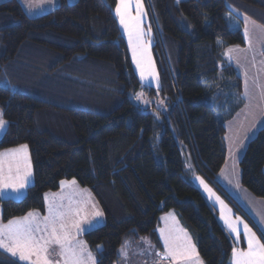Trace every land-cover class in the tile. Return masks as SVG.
Listing matches in <instances>:
<instances>
[{
  "label": "trees",
  "instance_id": "1",
  "mask_svg": "<svg viewBox=\"0 0 264 264\" xmlns=\"http://www.w3.org/2000/svg\"><path fill=\"white\" fill-rule=\"evenodd\" d=\"M118 0H60L38 16L0 1V153L27 145L33 182L21 199L0 197L2 220L45 213V196L75 180L104 222L83 234L96 264H119L124 242L157 248L159 218L177 213L205 264H230L233 241L193 181L219 184L226 123L244 104L226 59L244 46V17L264 27V0H150L160 30L152 48L160 86L143 84L116 17ZM142 93L145 103L136 99ZM241 183L264 198V126L239 162ZM138 246V245H137ZM137 246L130 248L133 253ZM0 264H24L0 251Z\"/></svg>",
  "mask_w": 264,
  "mask_h": 264
},
{
  "label": "crops",
  "instance_id": "2",
  "mask_svg": "<svg viewBox=\"0 0 264 264\" xmlns=\"http://www.w3.org/2000/svg\"><path fill=\"white\" fill-rule=\"evenodd\" d=\"M0 1H3V0H0ZM20 1L23 4L24 9L26 10L28 14L30 13L29 11H40V12L50 11L52 10L51 4L57 2V0H20ZM70 1L72 2L74 0H70ZM28 4L32 5L30 9L28 7ZM140 5L142 6V13H143L142 15H144V6L141 0H140ZM133 6L137 7L135 0H133V4L130 8L132 15L135 16L136 9L132 10ZM116 17L118 20L120 30L126 40L132 66L139 80L143 84L144 82H146V83H149V84L145 83L146 85H150L155 88L159 87L160 86L159 69H158V65H157L154 51L152 48L154 43L152 42L150 49L153 53V59H154V62L157 68L159 79H153L151 80V82H148L146 80H142L140 77V70L137 68L136 63L133 61V53H132V49L129 47L128 35L124 31V27L120 24V21L117 15ZM246 18H247V26L251 27V29L254 30L256 33L258 32L264 39V27H262L260 24H258L251 18L249 17H246ZM244 21H245V18H244ZM259 40L260 38H256L255 43L259 44ZM248 47H249V44H248V41L246 40H245L244 46H230L229 47V48H234V49L238 48L242 50V51H234L235 54H237V58H239L240 63L236 61L231 64L235 67L237 73L240 75L243 81L244 104L240 108V110L236 113V115L233 116L226 123L227 131L225 134V141H226L225 144L229 140L227 137V133L229 132L231 128L229 125L233 124L236 120H241L244 122L249 116V118L252 117L255 119L256 121L255 123H258L257 125L252 126V128L249 130L248 132L249 135L247 136L246 141H249L257 133V131L261 127L264 126V121H263L264 120V46H263V49L259 47L258 51H248L247 50ZM234 52L231 53L233 57H234ZM256 52H258V56H256L255 54ZM225 57H226V54H225ZM226 59L228 60V58ZM0 114H2L1 111H0ZM261 118H262L261 121L263 122L259 124L260 123L259 121ZM6 126L7 125H5V127L2 130H0V138L2 137V135L4 134L6 130ZM21 146L22 145L5 149L1 153H8L11 150L19 149ZM226 148H227V158H226L224 166L222 167L221 171L219 172L217 176L218 182L222 186V188L226 191V193L232 196L234 200L240 205L243 211L248 215V217H250L252 222H250V220L246 218L244 215L237 212V210L232 206V204L214 186H212L202 175L194 174L193 181L196 184V186L199 188L203 196L206 198V200L210 203V205L217 210L219 221L224 227V229L226 230V232L231 237L234 247L247 250V239L244 236V224L248 225V227L256 234L257 238L261 241V243H264V198H258L254 196L241 183V170H240L239 162L245 152L244 150L245 147L244 149H242V147L240 146V142H239V144H237L236 147H231V148H228L226 144ZM27 155H28V159L31 164V172H32V175L29 179V183L26 185L25 188L21 189L19 192H15L10 188L0 189V197L18 199L19 197H22L23 195L26 194L28 187L33 182V166H32L30 150L28 146H27ZM5 159L7 160V157ZM6 168H7V163H5V169ZM201 180L203 181V184L201 183ZM68 181L70 182L73 180H68ZM205 184L207 185L209 189H211V193L205 190V187H204ZM47 196H48V199L47 200L45 199V203H46L45 213H41L39 211H31V212L38 214L39 219L42 220L45 216L49 214L48 206H49V203L53 202V197H55L56 203H63L65 206H67L69 203L68 197L71 196L72 201H73L72 206L74 208L79 207L82 209L81 211L82 218L81 217L72 218V219H80V231L79 232H77L76 228L71 226V221L69 222V229L72 235L75 236V239L83 243V247L85 248L86 252H90L96 262L95 255L92 253V251L87 246L85 240L83 239V234L86 231L96 226H99L104 222V215L102 216L94 215L96 211H100V208L97 204V201L92 196L91 192L87 188L82 187L79 183L76 182L75 185H71V186L65 185L61 187V189L58 191L49 192L47 193ZM62 197L63 199H61ZM217 197H219V200H217ZM220 201H222L223 204H221ZM26 215L21 216V217H16L13 219L22 218V217H25ZM222 215L224 217H227L228 219H231L232 221H235L237 217L240 218L241 223H239V231H240L239 238H237L236 234L233 233L229 229V227L225 223V219H222ZM7 222L8 221L4 222L2 220V209H0V224H7ZM168 228H173L176 230L173 232L174 236L183 237L184 233L187 234V237L190 239L191 244L194 245L196 253L198 254V260L194 257L191 264H199V262H202V264H205L203 259L198 253L194 239L192 238L189 231L181 224L177 213H175L174 211H168L162 214L159 218L157 233L162 243V247L160 249H157L149 241V239L143 240V242L140 243L141 246L138 245L139 247L134 249L135 252L133 255H131L130 252H127L129 264H173V262L170 259L160 260V257L156 255L157 253H160L161 255H163L164 253V242L160 235V229H168ZM180 242L182 241H178V243ZM53 249L54 251H53L51 258L59 259V257L55 255V252L59 251L58 246L54 245ZM121 260L119 264H121ZM23 263L28 264V262L26 261H24ZM179 264H184V262L181 261L179 262ZM230 264H233V255L231 256Z\"/></svg>",
  "mask_w": 264,
  "mask_h": 264
},
{
  "label": "snow or ice",
  "instance_id": "3",
  "mask_svg": "<svg viewBox=\"0 0 264 264\" xmlns=\"http://www.w3.org/2000/svg\"><path fill=\"white\" fill-rule=\"evenodd\" d=\"M137 5L136 15L133 16L130 8L133 0H118L115 9L120 24L124 27L128 35L129 47L132 49L133 61L140 70L141 79L145 75H153L154 70L151 65V57L148 53V46L144 40L146 33L141 28L142 6L140 0H135ZM29 9L32 7L28 4ZM244 38L250 43V34L247 26V18H245ZM150 31V29H149ZM234 51H242L238 48L227 49L226 54ZM229 59H232L229 56ZM142 94H137L136 99L140 100ZM6 125V122L0 114V130ZM7 157V160L5 159ZM5 163L7 168L5 169ZM32 175L31 164L27 155V145H22L19 149H14L8 153H0V189H12L19 192L29 183ZM76 181H61V186L75 185ZM203 184V181L201 180ZM205 190L211 193V189L204 185ZM45 199H48L46 194ZM63 199V197L61 198ZM219 200V197H217ZM68 205L56 203L55 197L53 202L49 203L48 212L42 220L38 214L29 212L25 217L9 220L7 224H0V251L10 254L12 257L18 258L19 261H26L28 264H96L90 252H86L83 243L77 241L69 229L71 226L80 231V219H72L73 217H81L82 209L73 207L71 196L68 197ZM223 204L222 201H220ZM95 216H102L103 213L96 211ZM82 218V217H81ZM229 229L240 236L239 223L240 218L235 221L228 219L222 215ZM91 226V225H90ZM173 228L160 229V235L164 242V253L156 255L160 260L170 259L173 264H191L193 258L198 260L194 245L191 244L187 234L183 237L174 236ZM182 231V230H181ZM244 236L247 239V250L233 247V264H264V243L257 238L256 234L244 224ZM178 241H182L178 243ZM58 246L59 251L55 255L59 259H52L53 246ZM121 252L127 255L122 247ZM202 264V262H199Z\"/></svg>",
  "mask_w": 264,
  "mask_h": 264
},
{
  "label": "rangeland",
  "instance_id": "4",
  "mask_svg": "<svg viewBox=\"0 0 264 264\" xmlns=\"http://www.w3.org/2000/svg\"><path fill=\"white\" fill-rule=\"evenodd\" d=\"M141 2L143 3V6H144V15H141V28H143L144 32L146 33V35L144 36L145 37L144 40H145V42L147 43V46H148V53H149V55L151 57L152 69L154 67L153 75H147L146 74L145 78L143 80L151 82V80H153V79H159L157 68H156V65H155V62H154V59H153V53H152L150 47H151V44L153 42V36L156 35V34H154V31H156L157 35L160 36V30H159V27L156 24L155 20L152 18L154 16H151L149 14L150 10H149L148 2L151 5L150 0H146V2H145V0H141ZM59 4H60V0H57L56 3L51 4V6H52L51 9L55 8ZM133 9H136V7L133 6L132 10ZM29 12H30L29 14L32 15V16H38V15L44 13V12H40V11H29ZM244 18H246V17H244ZM149 29H150V31H149ZM248 29H249V34H250V43L248 42L249 47H248L247 50L248 51H258L259 47L263 49L264 39L262 38V36L258 32L256 33L254 30H252L251 27H248ZM124 31H125V29H124ZM256 38H260L259 44L255 43ZM255 54H256V56H258V52H256ZM229 56H231L232 59H229ZM226 58H228V61L230 63H234L236 61L238 63H240V60H239V58H237V54H235V52H234V57H233V55H231V53H228V54H226ZM140 77H141V75H140ZM145 83L146 82H144V84ZM146 84H149V83H146ZM138 94H142V93H138ZM144 100H145V96L142 94L141 95V99L138 100V101L141 102V103H145ZM261 120H262V118L260 119V121H259L260 123L259 124H261L264 121V120L263 121H261ZM255 122L256 121H255L254 118H252V117L249 118V116H248L247 119L244 122L241 121V120H236L233 124L229 125L231 127L229 132L227 133V137H228L229 140L226 143L228 148L236 147V145L239 144V142H240V146L242 147V149H244V147L246 149V145L248 143V141H246V139H247V136L249 135L248 132L252 128V126H255V125L258 124V123H255ZM227 170H228V168H227ZM24 196L25 195H23L22 197H19L18 199H21ZM0 209H1V207H0ZM137 245L141 246V244L132 245L130 242L126 241V242H124L122 247L124 248L126 253L130 252V254L133 255L134 254L133 251L129 250V249L132 248V247H135ZM122 247L120 248V256H121L120 259H122L121 260V264H126V263L129 264V259H128L127 255L125 256L121 252ZM137 247H139V246H137Z\"/></svg>",
  "mask_w": 264,
  "mask_h": 264
},
{
  "label": "built area",
  "instance_id": "5",
  "mask_svg": "<svg viewBox=\"0 0 264 264\" xmlns=\"http://www.w3.org/2000/svg\"><path fill=\"white\" fill-rule=\"evenodd\" d=\"M154 27H155V26H154ZM154 34H156V35H157V32H156V31H154ZM156 35H154V37H153L155 42H156V39H155V36H156Z\"/></svg>",
  "mask_w": 264,
  "mask_h": 264
}]
</instances>
